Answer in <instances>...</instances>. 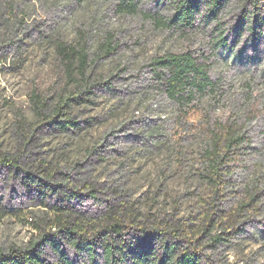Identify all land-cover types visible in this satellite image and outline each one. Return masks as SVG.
<instances>
[{
	"label": "rangeland",
	"instance_id": "374dc122",
	"mask_svg": "<svg viewBox=\"0 0 264 264\" xmlns=\"http://www.w3.org/2000/svg\"><path fill=\"white\" fill-rule=\"evenodd\" d=\"M130 1L135 11L120 7L122 0H0V152L33 172L47 162L54 184L64 182L66 175L71 183L78 182L83 173L105 192L129 187L131 199H144L165 175V194L172 197L195 185L207 133L216 123L233 122L248 139L244 171L255 182L264 158V28L253 35L239 28L238 14L227 15L219 27L228 39L222 46L214 22L198 17L192 29L178 31L156 22L167 17L163 6L153 0ZM57 40L83 47L89 59L96 56L90 66L100 82L94 103L72 112L79 131L41 122L33 108L34 92L46 99L50 110L60 92L73 89L55 52ZM106 40L116 48L97 57ZM177 51H190L204 63L212 87L193 101L205 120L195 121L191 131L180 126L172 141L166 134L178 108L151 84L149 60ZM89 119L93 124L88 125ZM171 159L173 170L168 169ZM19 176L0 167V209L6 210L5 215L0 212V247L27 245L38 235L32 221L51 206L67 203L65 196L53 194L44 206ZM105 192L97 193L98 199L82 196L70 202L96 211L107 199ZM181 198L185 213L188 200ZM262 199L260 214L246 223L230 252L235 264H264V193ZM70 256L77 264L84 262L83 254Z\"/></svg>",
	"mask_w": 264,
	"mask_h": 264
},
{
	"label": "trees",
	"instance_id": "16d2710c",
	"mask_svg": "<svg viewBox=\"0 0 264 264\" xmlns=\"http://www.w3.org/2000/svg\"><path fill=\"white\" fill-rule=\"evenodd\" d=\"M153 1L167 9L166 18L156 19L159 24L185 31L195 26L198 17L205 18L207 23L214 22L217 43L222 46L228 39L219 27L227 15L238 14L239 28L253 35L264 28V0ZM120 4L129 11L136 10L133 1L122 0ZM54 48L73 89L66 94L60 92L50 110L46 99L34 92L33 108L41 122L55 124L61 130L79 131L82 127L72 112L74 107L94 103V90L100 82L92 75L90 66L96 56L89 59L83 47L62 40H57ZM115 48L106 40L98 46L97 57L106 56ZM149 66L151 84L178 108L169 120L166 134L169 140L180 126L191 131L195 121L205 120L201 108L193 101L210 89L212 82L198 57L190 51L165 52L152 56ZM87 122L93 124L90 119ZM215 127L207 133L208 146L200 154L192 190L172 197L165 194V175L160 178V187L147 193L144 199H141L144 195L131 199L134 193L129 187H109L105 192L83 173L78 182L71 183L66 175L64 182L54 184L49 180L52 170L47 162L33 172L19 165L14 157L0 152V167L19 173L22 184L32 188L44 206H47L44 199L53 194L65 196L67 201L51 206L46 215L32 221L38 235L27 245L0 247V264H77L70 255L80 254L82 264H92L97 257L98 264H235L230 252L242 237L246 223L257 217L263 206L264 158L261 177L250 182L244 171L248 139L240 126L230 122L216 123ZM169 162L168 169L173 170L170 168L174 167L173 159ZM99 192L107 194L99 210L77 208L70 202L71 198L79 201L82 196L98 199ZM181 197L188 200L185 213H181ZM0 212L6 214L4 208ZM20 216L24 217L21 213Z\"/></svg>",
	"mask_w": 264,
	"mask_h": 264
}]
</instances>
